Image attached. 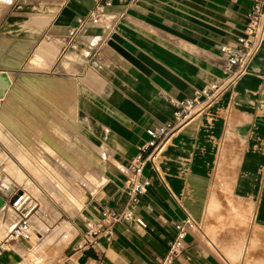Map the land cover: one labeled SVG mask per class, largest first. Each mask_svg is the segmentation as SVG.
<instances>
[{
	"label": "crops",
	"instance_id": "1",
	"mask_svg": "<svg viewBox=\"0 0 264 264\" xmlns=\"http://www.w3.org/2000/svg\"><path fill=\"white\" fill-rule=\"evenodd\" d=\"M98 3L0 0V71L11 79L5 104L29 87L67 91L79 118L74 124L98 157L97 176L89 178L95 191L73 244L104 207L127 201L126 168L147 129L173 119L171 100L224 77L220 46H234L244 34L251 6L111 0L101 21H87L68 46L71 26ZM158 165L159 173L147 170L150 184L134 218L117 223L97 247L75 253L71 264H159L175 224L188 214L200 228L189 231L175 264H264V37L233 86L171 136ZM8 257L17 260L14 252Z\"/></svg>",
	"mask_w": 264,
	"mask_h": 264
},
{
	"label": "rangeland",
	"instance_id": "2",
	"mask_svg": "<svg viewBox=\"0 0 264 264\" xmlns=\"http://www.w3.org/2000/svg\"><path fill=\"white\" fill-rule=\"evenodd\" d=\"M29 88L33 91L21 89L7 104L0 98V163L6 162L0 184L11 181L29 196L20 212L11 197H3L0 191L4 198L0 241L24 215L29 228L27 235L7 242L0 264L63 261L86 222L82 207L88 194L95 191L90 174L95 177L98 173V157L91 153L80 124H74L73 119L79 118L73 98L67 91H54L47 85L44 90ZM9 252H14L16 261L4 259L9 258Z\"/></svg>",
	"mask_w": 264,
	"mask_h": 264
},
{
	"label": "built area",
	"instance_id": "3",
	"mask_svg": "<svg viewBox=\"0 0 264 264\" xmlns=\"http://www.w3.org/2000/svg\"><path fill=\"white\" fill-rule=\"evenodd\" d=\"M98 5L89 16L80 17L76 24L71 26L68 33L67 45L74 47L79 33L87 21L98 23L105 13L104 8L109 6L111 0H98ZM264 37V0H251V6L247 14V22L244 28V34L238 36L236 44L229 46L221 45L220 49L226 57L224 64V77L215 80L201 89H197L192 97L184 100L173 99V119L158 127L147 129L149 138L139 147L138 154L127 166V178L125 180L124 192L127 195V201L120 208L113 206L104 207L101 216L87 229H85L76 242L73 251L68 256L56 264H71L75 253L85 248H95L103 238H109L114 233V227L117 223L128 221L134 218L133 208L138 204L142 195L147 192L150 179L147 175L149 166L157 171L159 170L158 158L166 143L171 136L187 122L191 121L210 105L218 97L227 91L238 78L243 75L253 56L257 52ZM1 174L6 172V162L0 163ZM2 177V175H1ZM3 180V179H2ZM3 187L7 193L1 190ZM2 195L11 197L14 207L22 212L28 203L29 196L25 192L17 190L14 185L12 189L0 184ZM21 217L18 224L0 241V255L7 249V242L22 234H28V222ZM199 223L191 216L187 215L183 220L175 224L176 233L169 242V247L165 255L160 259L159 264H175L184 250L185 239L192 230H198Z\"/></svg>",
	"mask_w": 264,
	"mask_h": 264
},
{
	"label": "bare ground",
	"instance_id": "4",
	"mask_svg": "<svg viewBox=\"0 0 264 264\" xmlns=\"http://www.w3.org/2000/svg\"><path fill=\"white\" fill-rule=\"evenodd\" d=\"M11 79H10V76L4 72H1L0 71V98H4L9 90V88L11 87ZM4 186L8 187L9 189H12V185L9 184V183H4ZM3 190V192L7 193V190L6 189H1ZM0 203H1V200H0ZM1 206V205H0Z\"/></svg>",
	"mask_w": 264,
	"mask_h": 264
},
{
	"label": "water",
	"instance_id": "5",
	"mask_svg": "<svg viewBox=\"0 0 264 264\" xmlns=\"http://www.w3.org/2000/svg\"><path fill=\"white\" fill-rule=\"evenodd\" d=\"M3 197H4V196H3ZM0 200H1L0 205H2V203L4 202V198H2V197L0 196Z\"/></svg>",
	"mask_w": 264,
	"mask_h": 264
}]
</instances>
